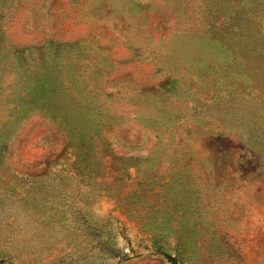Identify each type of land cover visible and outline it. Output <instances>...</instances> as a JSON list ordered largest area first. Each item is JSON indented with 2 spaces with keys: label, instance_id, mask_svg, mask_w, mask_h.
<instances>
[{
  "label": "rangeland",
  "instance_id": "374dc122",
  "mask_svg": "<svg viewBox=\"0 0 264 264\" xmlns=\"http://www.w3.org/2000/svg\"><path fill=\"white\" fill-rule=\"evenodd\" d=\"M0 264H264V0H0Z\"/></svg>",
  "mask_w": 264,
  "mask_h": 264
}]
</instances>
